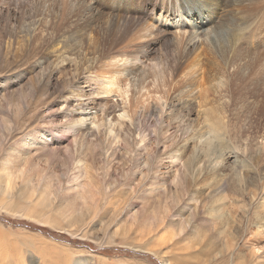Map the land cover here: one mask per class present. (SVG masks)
<instances>
[{
  "label": "rangeland",
  "instance_id": "1",
  "mask_svg": "<svg viewBox=\"0 0 264 264\" xmlns=\"http://www.w3.org/2000/svg\"><path fill=\"white\" fill-rule=\"evenodd\" d=\"M33 1L23 0L29 4L23 16L36 14ZM249 12H240L237 23H253L256 11ZM222 18L215 48L206 56L214 72L204 80L203 95L194 91L196 103H186L180 86L167 91L154 83L155 73L168 77L166 67L162 74L147 69L145 88L129 87L130 99L122 100H130L126 109L133 122L114 115L102 120L104 102L97 100L89 107L99 109L98 127L78 123V105L68 98L78 79L53 68L48 42L27 41L20 28L0 24V196L18 204L0 200L4 259L97 264L101 257L108 264H175L180 255L183 264H264V41L252 47L239 34L237 55L245 70L231 80L222 63L233 54L234 45L225 41L235 25L228 15ZM154 20L145 16L133 36L144 34L141 28ZM162 56L151 54L153 60ZM189 60L181 63L178 76ZM214 75L227 78L228 88L212 91ZM121 85L120 90L127 88L125 81ZM32 209L42 216L27 215ZM165 230L172 235L169 244H154L153 236Z\"/></svg>",
  "mask_w": 264,
  "mask_h": 264
},
{
  "label": "bare ground",
  "instance_id": "2",
  "mask_svg": "<svg viewBox=\"0 0 264 264\" xmlns=\"http://www.w3.org/2000/svg\"><path fill=\"white\" fill-rule=\"evenodd\" d=\"M97 1L102 2L103 7L99 8ZM244 1L247 2L246 5H244ZM33 3L36 14L30 13L23 16L22 10L24 6L27 5H24L23 0H0V24H3L8 29L20 28L19 32L21 34L23 33L22 37L27 41L39 39L48 42V51L55 57L53 60V68L55 67L59 73H64V71H66V73H70L73 78L78 79L75 82L78 89H74L75 91H72L68 98L75 101L78 105V123L83 126H89L93 123L98 127L95 120L97 116H99V109H97L96 105L89 107L90 102L94 103L95 101L97 102V100L104 102L101 104L99 112L102 120L110 119L109 117L114 115L116 120L133 122L126 109V103H130V100H124V102L122 100L130 99V95L128 94L129 87L134 90L138 89V92H141V90L145 88V83L148 79L146 76L147 69L162 74L166 67V70L168 69L167 71L169 72L168 77L164 78V74L158 77V74L155 73L156 77L153 79L154 83L161 85L164 89L166 88L167 91L172 89L175 90L176 87L180 86L177 90L180 89V91L183 92L182 94H186L189 97L186 103H196L197 98L193 97L194 91L197 90V92H195L198 93V95H203L202 92L206 91V88H204L206 84L204 80L206 77L210 78L209 74L211 76L214 72L206 56L211 53L210 50L215 45V37L218 31L217 29L219 28L216 29V26H218L217 21L220 23L219 21H223L222 17L226 15L234 20L233 22L235 25L230 30V39L227 38L229 40L225 41L227 44L234 45L230 48L233 54L231 53L232 55L230 58H227L228 60L222 63L224 68L227 69L229 74L228 78L232 80V77L242 72L245 66L239 55H237L240 53L239 50L237 51V47L242 41V37L239 34L241 33L245 35V37L247 36L249 38L247 43L252 47H254L255 43L257 44L260 41H264V33L259 34V29H264V0H35ZM248 11H251V13L249 12L250 16L256 11L257 19L253 20V23L249 22L250 24L245 27L244 23L247 21L244 23H237V20L240 12L243 13ZM145 16H152L155 20L154 23H146V26L141 28L142 32L145 33L141 34L140 37L138 35L137 37L141 39L137 41L139 38L137 39V37L133 36V32H135L133 30L137 28V25ZM99 21H101V25H97ZM223 24L220 23V25ZM227 25L228 24H226V26ZM240 25L244 27V31L242 30V32L239 31ZM230 27L229 24V28ZM252 28L253 30L250 32ZM138 30L139 29H137V31ZM220 35L223 34L220 33ZM220 41L219 45H221ZM162 51L164 52V56H162ZM228 51L229 49L227 52ZM153 52H160L162 58L160 57V60H153L151 57ZM191 57L192 60H189L191 62H186L187 67H183L182 74L178 76L176 71L181 66V63L185 60L187 61V59ZM243 58L242 60H245V56ZM162 68L164 70H161ZM227 80V78L222 80L220 76L214 75L213 78L211 77L209 83L210 89L212 88V91H217L216 93H219V91L224 88L227 89L229 85L226 84L229 83ZM122 81H125V86L127 88L124 87L123 90H120ZM100 86H103L101 87L102 91ZM121 91L123 95L118 93ZM143 94L141 93V96ZM180 94L178 97L183 96ZM110 95H115L117 99H111ZM122 96L123 98L119 99V97ZM118 99L124 104L118 101ZM166 99H168V97ZM181 99L176 98V100ZM140 110H142V108ZM204 110L205 109H203V111ZM210 110L211 109L205 110L204 112ZM108 123L112 124L111 121ZM117 123L121 126L119 121H117ZM123 126H126V124L123 123ZM114 128L115 127L110 129V133L114 131ZM0 200L10 207L18 205L13 204V202L7 203L6 198L3 196H0ZM28 212L30 213L27 215H32L33 213V216H42V214L35 209L29 210ZM44 220L49 224L56 225V222L49 217H45ZM169 233L170 232L166 230L161 233L157 232L153 236V243L156 245L168 243L172 238V235H169ZM140 235V237H144V232L142 230ZM1 248L2 243L0 241V251ZM157 249H159V247L155 250ZM50 251H48V254ZM55 251H58L57 245ZM61 253L65 255L67 252L64 253L62 251ZM52 255L55 254L53 253ZM56 256L62 257V255ZM166 257V255H162L165 261L171 263ZM4 258V254L0 252V264H16V262L13 263V257ZM59 259L57 258V260ZM66 261L68 260L66 259ZM63 263L64 262H62V264ZM90 263H92V261ZM96 263L108 264L106 260L101 257H98ZM174 263L183 264V256L179 255L177 262L174 261ZM17 264L25 263L17 261Z\"/></svg>",
  "mask_w": 264,
  "mask_h": 264
}]
</instances>
